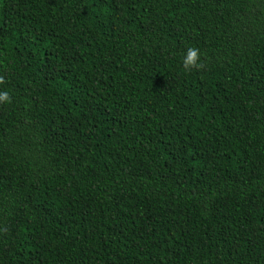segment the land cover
I'll list each match as a JSON object with an SVG mask.
<instances>
[{
  "label": "trees",
  "instance_id": "trees-1",
  "mask_svg": "<svg viewBox=\"0 0 264 264\" xmlns=\"http://www.w3.org/2000/svg\"><path fill=\"white\" fill-rule=\"evenodd\" d=\"M0 90V264H264V0H0Z\"/></svg>",
  "mask_w": 264,
  "mask_h": 264
},
{
  "label": "clouds",
  "instance_id": "clouds-1",
  "mask_svg": "<svg viewBox=\"0 0 264 264\" xmlns=\"http://www.w3.org/2000/svg\"><path fill=\"white\" fill-rule=\"evenodd\" d=\"M182 66L185 71H190L192 68H200L203 66L201 61L200 50L196 47L189 46L182 57ZM11 101L10 94L7 90H0V103Z\"/></svg>",
  "mask_w": 264,
  "mask_h": 264
}]
</instances>
